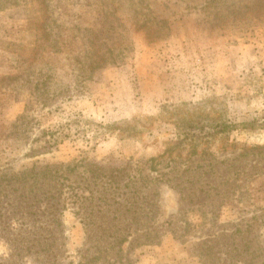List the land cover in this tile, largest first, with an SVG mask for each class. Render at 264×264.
I'll use <instances>...</instances> for the list:
<instances>
[{"label":"rangeland","instance_id":"obj_1","mask_svg":"<svg viewBox=\"0 0 264 264\" xmlns=\"http://www.w3.org/2000/svg\"><path fill=\"white\" fill-rule=\"evenodd\" d=\"M1 186L0 264H264V0H0Z\"/></svg>","mask_w":264,"mask_h":264},{"label":"trees","instance_id":"obj_2","mask_svg":"<svg viewBox=\"0 0 264 264\" xmlns=\"http://www.w3.org/2000/svg\"><path fill=\"white\" fill-rule=\"evenodd\" d=\"M43 151V150H42ZM62 166L60 167H49V166H44V167H41V168H36V167H32L31 169L27 170V171H23L21 172L20 174H18L17 176H13L12 179L15 181V182H20V183H23L24 185L22 186L23 188H26V185L28 182H29V187L30 186H36L34 184H43V182L47 179L48 182H51L53 180H55L57 178V176L59 175V169L61 168ZM30 179H32V181H30ZM10 181V180H9ZM5 186H1V189H0V193L1 191H3ZM28 191V189H27ZM40 196V199H44V200H53L54 198H52L49 194V192L46 190L42 193L39 194ZM36 198H33L34 201ZM48 203V202H47ZM46 203V204H47ZM28 206L25 207V209H27ZM37 210L39 208H36ZM14 213L13 211L11 210H7V214L3 217L4 218V222L3 224L5 223V226L4 228L6 227V224L14 221L15 218L13 217H10L8 218V213ZM24 215H29L27 214L26 212H24L21 216L23 217ZM0 218H2L0 216ZM18 219H21V217H19ZM16 221V220H15ZM10 232H6L5 233V237H1L2 239H4L6 241V236L9 234ZM38 242L36 240H32V242Z\"/></svg>","mask_w":264,"mask_h":264}]
</instances>
